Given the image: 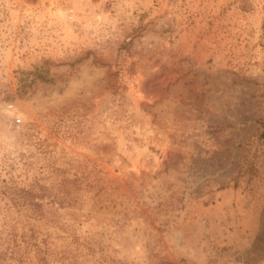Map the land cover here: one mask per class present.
Wrapping results in <instances>:
<instances>
[{
	"label": "rangeland",
	"instance_id": "obj_1",
	"mask_svg": "<svg viewBox=\"0 0 264 264\" xmlns=\"http://www.w3.org/2000/svg\"><path fill=\"white\" fill-rule=\"evenodd\" d=\"M264 0H0V264H264Z\"/></svg>",
	"mask_w": 264,
	"mask_h": 264
},
{
	"label": "trees",
	"instance_id": "obj_2",
	"mask_svg": "<svg viewBox=\"0 0 264 264\" xmlns=\"http://www.w3.org/2000/svg\"><path fill=\"white\" fill-rule=\"evenodd\" d=\"M262 26H264V25H262ZM261 125L264 126V120H261ZM260 135H261L262 137H264V129L261 130Z\"/></svg>",
	"mask_w": 264,
	"mask_h": 264
}]
</instances>
